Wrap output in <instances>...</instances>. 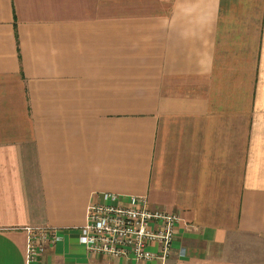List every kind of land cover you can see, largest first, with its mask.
Instances as JSON below:
<instances>
[{
	"label": "crops",
	"instance_id": "crops-1",
	"mask_svg": "<svg viewBox=\"0 0 264 264\" xmlns=\"http://www.w3.org/2000/svg\"><path fill=\"white\" fill-rule=\"evenodd\" d=\"M104 192L180 217L167 261L86 250ZM26 226L35 264H264V0H0V264Z\"/></svg>",
	"mask_w": 264,
	"mask_h": 264
},
{
	"label": "built area",
	"instance_id": "built-area-1",
	"mask_svg": "<svg viewBox=\"0 0 264 264\" xmlns=\"http://www.w3.org/2000/svg\"><path fill=\"white\" fill-rule=\"evenodd\" d=\"M99 197L87 206L85 222L78 227V241L91 255L167 261L180 220L177 214L150 209L141 196L104 192ZM24 229L25 264H35L47 245L61 238L56 228ZM177 253L183 257L185 248Z\"/></svg>",
	"mask_w": 264,
	"mask_h": 264
}]
</instances>
